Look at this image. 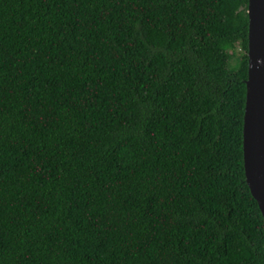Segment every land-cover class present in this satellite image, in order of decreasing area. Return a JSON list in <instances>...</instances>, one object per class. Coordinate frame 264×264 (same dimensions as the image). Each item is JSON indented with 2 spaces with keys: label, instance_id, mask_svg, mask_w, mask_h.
Returning <instances> with one entry per match:
<instances>
[{
  "label": "trees",
  "instance_id": "obj_1",
  "mask_svg": "<svg viewBox=\"0 0 264 264\" xmlns=\"http://www.w3.org/2000/svg\"><path fill=\"white\" fill-rule=\"evenodd\" d=\"M248 5L0 0V264H264Z\"/></svg>",
  "mask_w": 264,
  "mask_h": 264
},
{
  "label": "water",
  "instance_id": "obj_2",
  "mask_svg": "<svg viewBox=\"0 0 264 264\" xmlns=\"http://www.w3.org/2000/svg\"><path fill=\"white\" fill-rule=\"evenodd\" d=\"M248 18L244 168L247 185L264 218V0H249Z\"/></svg>",
  "mask_w": 264,
  "mask_h": 264
},
{
  "label": "rangeland",
  "instance_id": "obj_3",
  "mask_svg": "<svg viewBox=\"0 0 264 264\" xmlns=\"http://www.w3.org/2000/svg\"><path fill=\"white\" fill-rule=\"evenodd\" d=\"M237 58L233 59L230 63V68L237 69L238 68V61H239V55H241L242 51L240 48L237 49Z\"/></svg>",
  "mask_w": 264,
  "mask_h": 264
}]
</instances>
